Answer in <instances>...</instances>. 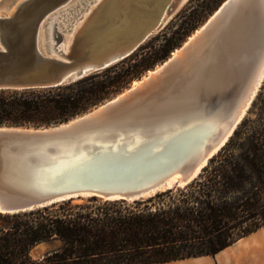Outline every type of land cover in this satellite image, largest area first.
<instances>
[{
  "label": "water",
  "instance_id": "water-1",
  "mask_svg": "<svg viewBox=\"0 0 264 264\" xmlns=\"http://www.w3.org/2000/svg\"><path fill=\"white\" fill-rule=\"evenodd\" d=\"M66 1L18 0L0 11V90L65 85L110 68L189 0H172L161 21L147 24L148 0H103L69 45L73 22L55 17ZM263 83L264 0H227L139 85L64 122L0 125V212L86 198L133 202L183 187L226 145ZM180 88L191 92L195 123L168 104ZM152 104L160 115L147 112ZM215 107L225 122L218 130L206 121Z\"/></svg>",
  "mask_w": 264,
  "mask_h": 264
},
{
  "label": "trees",
  "instance_id": "trees-1",
  "mask_svg": "<svg viewBox=\"0 0 264 264\" xmlns=\"http://www.w3.org/2000/svg\"><path fill=\"white\" fill-rule=\"evenodd\" d=\"M178 44L166 41L153 57L114 76L116 66L65 85L2 89L0 125H50L85 113L131 77L168 59ZM262 226L264 83L226 146L198 178L176 191L168 189L134 204L65 201L0 212V264L167 262L215 254ZM55 239L63 241L61 248L32 256L36 245Z\"/></svg>",
  "mask_w": 264,
  "mask_h": 264
},
{
  "label": "rangeland",
  "instance_id": "rangeland-1",
  "mask_svg": "<svg viewBox=\"0 0 264 264\" xmlns=\"http://www.w3.org/2000/svg\"><path fill=\"white\" fill-rule=\"evenodd\" d=\"M16 1H18V0H0V9L6 5L7 6L12 5ZM224 1L225 0H189L180 9V11L166 24V26L163 29L156 31L154 34H152L133 55H131L130 57H128V58L116 63L115 65L111 66V67L116 66V69L111 73V75L114 76L118 72H124L127 68L132 69L133 68L132 65L137 66L144 59H148V58L153 57L156 54V50L158 48L162 47L166 43V41L177 42L179 44L175 48L180 47L196 29H198L201 25H203L206 22V20L221 6V4ZM73 2L75 3L76 0H74ZM205 3H208L209 6H204ZM92 6H94V3H92ZM92 6H90V7H92ZM86 12L87 11L84 10L82 12V14L80 15V17L83 16L84 14H86ZM78 20L79 21H76V22L82 21L81 19H78ZM132 56H134V57L132 59H130ZM164 61L165 60H158L152 65V67H149L145 70H142V72L139 74V76L131 77L124 84V86L121 88V90L114 92L113 94H111L110 96L105 98L103 101L98 103V105L109 100V99H111V98H113V97H115V96H117L118 94L122 93L123 91L127 90L129 87L132 86V84L134 83L135 80L142 78L144 75H146V73L149 70L154 69L156 66L163 63ZM105 70H103V71H105ZM248 113H249V111H248ZM32 126H34V125H32ZM211 160H210V162H211ZM179 188H182V187H175L172 189H174L176 191ZM147 199H141V200H147ZM92 201L99 202V201H104V200L86 198V199L81 200V201H74V202L71 201V202L74 204V203H78V202H92ZM135 202L136 201H133V202L127 201V204H134ZM62 246H63V241L60 239L51 240L49 242H43V243L36 245L32 249L31 254L34 258H40V257L44 256L46 253L52 252L56 249H59Z\"/></svg>",
  "mask_w": 264,
  "mask_h": 264
},
{
  "label": "bare ground",
  "instance_id": "bare-ground-1",
  "mask_svg": "<svg viewBox=\"0 0 264 264\" xmlns=\"http://www.w3.org/2000/svg\"><path fill=\"white\" fill-rule=\"evenodd\" d=\"M73 1L74 0H67L66 4L61 9V11H63V12H59V14L55 16L56 19H58L59 22H61V21L62 22H64V21L73 22L72 31L69 32L68 34H66L67 39H68L67 40V44L68 45L70 44V42H71L75 32L78 30V28L81 27V25L87 19V17L95 9H97L98 5L103 0H93L92 2L89 1L90 2L89 6L85 9V11H87V12H86V14H84L81 17H80V15L82 14L83 11H81V13H78V12L81 10V7L84 6L83 2H85L86 0H76L75 3ZM171 1L172 0H148V3L152 7L151 9L153 10V12H152V15H148L146 17V19H145L146 23L145 24L150 23V22L154 23L155 21H157V18L158 19L160 18L159 20L161 21L164 18V15H165V12H166V7L168 6V4ZM17 2L18 1H16L12 5L4 6L3 8L0 9V11L6 10V11L10 12L12 9H14V7L17 4ZM225 2H227V0H225L223 3H225ZM92 3H94V6H92ZM90 6H92V7H90ZM140 11H142V10H140ZM216 11L206 20V22L203 25H201L198 29H196L180 47L175 48V50L172 52V54L169 57L170 59L173 56H176V55H178L180 53L182 46L188 44L192 39H194V37H196V35L206 25L208 20L211 19L216 14ZM75 13L78 14L76 17L74 15ZM157 15H159V16H157ZM78 19H81L82 21L81 22H76V21H79ZM169 19H170V16L165 19L164 23L168 22ZM51 32H52V30H51ZM45 43H46V39H45V36L43 34L42 35V42H41L43 50H45ZM168 59H166V60H168ZM163 63L159 64L154 69L149 70L146 73V75H144L142 78H140L138 80H135L134 83L132 84V87H135L136 85H139L143 81V79H145L148 75L154 73V71L156 69H159L163 65ZM168 104H170L172 106V109H173V111H175V115H176L177 119H181V120H183L186 123L190 122L189 124L197 122L196 121V117L193 116L194 115L195 104L193 102L192 95H191V92H189V90H187L185 88H180L179 90H176L175 93L171 95L170 99H168ZM158 109L156 108L155 105L152 104L151 106H148L147 112L148 113H155L157 115H160V111L161 110H158ZM220 114H221L220 108L215 107V108H213V114L208 117V120H206V121H208L210 123L209 125H213L216 130L220 129L222 126L223 127L225 126V122H223L222 124L220 122H218L221 119L220 118ZM176 178H178V175H175L173 177V179L170 180V183L168 185H171L172 181H174Z\"/></svg>",
  "mask_w": 264,
  "mask_h": 264
},
{
  "label": "crops",
  "instance_id": "crops-1",
  "mask_svg": "<svg viewBox=\"0 0 264 264\" xmlns=\"http://www.w3.org/2000/svg\"><path fill=\"white\" fill-rule=\"evenodd\" d=\"M153 264H264V226L215 254Z\"/></svg>",
  "mask_w": 264,
  "mask_h": 264
}]
</instances>
